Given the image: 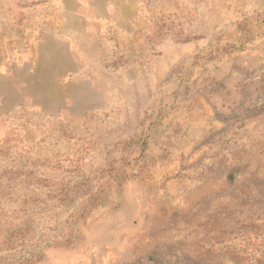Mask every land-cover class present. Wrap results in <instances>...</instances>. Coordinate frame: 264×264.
Instances as JSON below:
<instances>
[{
	"label": "rangeland",
	"instance_id": "1",
	"mask_svg": "<svg viewBox=\"0 0 264 264\" xmlns=\"http://www.w3.org/2000/svg\"><path fill=\"white\" fill-rule=\"evenodd\" d=\"M264 0H0V264L264 260Z\"/></svg>",
	"mask_w": 264,
	"mask_h": 264
},
{
	"label": "trees",
	"instance_id": "2",
	"mask_svg": "<svg viewBox=\"0 0 264 264\" xmlns=\"http://www.w3.org/2000/svg\"><path fill=\"white\" fill-rule=\"evenodd\" d=\"M260 75H264V72L262 70H258L254 73H250L251 78H257ZM259 111L264 113V103L259 107ZM145 264H163L162 262L158 261L155 257L150 256L148 258V261ZM257 264H264V260H259Z\"/></svg>",
	"mask_w": 264,
	"mask_h": 264
}]
</instances>
